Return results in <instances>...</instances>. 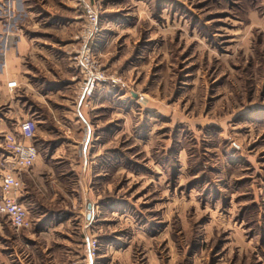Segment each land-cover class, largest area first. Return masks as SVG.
<instances>
[{
	"label": "rangeland",
	"instance_id": "obj_1",
	"mask_svg": "<svg viewBox=\"0 0 264 264\" xmlns=\"http://www.w3.org/2000/svg\"><path fill=\"white\" fill-rule=\"evenodd\" d=\"M84 1L100 12L88 46L105 79L83 99L79 0H0V181L24 116L81 104L99 152L76 202L42 212L46 234L0 217V264H88L90 242L92 264H264V0ZM20 41L60 74L38 91L47 104L22 82H42L39 66L21 57L30 71L16 74Z\"/></svg>",
	"mask_w": 264,
	"mask_h": 264
},
{
	"label": "crops",
	"instance_id": "obj_2",
	"mask_svg": "<svg viewBox=\"0 0 264 264\" xmlns=\"http://www.w3.org/2000/svg\"><path fill=\"white\" fill-rule=\"evenodd\" d=\"M41 53L45 54L37 46L27 45L26 42L20 41L17 45L18 55L14 60L16 61L15 65L17 64L20 69L16 74L19 73L20 77L30 71L21 69L19 65L21 57L28 56L27 58L30 60L28 63H31L32 60V64L39 66V70L31 71V75L42 76L44 79L42 82L32 78L31 82L28 78L22 82L26 86V92H31V95L36 97L39 102L47 104L45 99L49 94H53V92L49 93L48 89L52 88H47V95L38 94V91L45 90L48 85L50 87L52 83L60 81L57 80L60 79V74L57 72V68L44 67L46 64H44L45 61H43ZM16 79L10 81L16 80L20 85L21 78L16 77ZM69 98L65 102L71 104ZM76 113L74 117L69 110H64L42 119L24 116V120L33 119L37 123V133L33 145L38 152V157L31 170L17 173L25 186L13 192V195L27 207L34 225L33 235L46 234L43 229H39L42 212H57L59 214L63 212L65 205L67 206L70 200L76 202L77 195L75 193L79 187L76 179L79 178L83 182L85 175L88 176L97 165L99 152L96 149L93 150L94 130L91 115L81 104L77 105ZM8 158L12 160V158ZM85 194L84 197V193L81 192L80 198L83 197L87 202V211L93 213L90 217L89 212L87 217L93 220L95 207L91 197L94 193L86 192ZM34 220L37 221L34 222ZM1 233H3V229L0 219Z\"/></svg>",
	"mask_w": 264,
	"mask_h": 264
},
{
	"label": "built area",
	"instance_id": "obj_3",
	"mask_svg": "<svg viewBox=\"0 0 264 264\" xmlns=\"http://www.w3.org/2000/svg\"><path fill=\"white\" fill-rule=\"evenodd\" d=\"M86 18V26L83 34V45L74 57L76 66L83 74L82 98L91 95L95 86L105 79L99 70L94 52L88 46V42L100 32L99 10L84 0H79ZM7 88L10 91L17 90L19 84L16 80L9 81ZM37 133V123L33 119L22 121L16 133H9L5 137L6 150L10 153L13 172L3 175L0 185V217L6 218L16 231L29 230L33 227L27 207L20 203L13 195L22 188L23 182L16 172L29 171L33 168L38 157V152L33 145ZM96 243L90 242L87 246L88 264H92L96 256Z\"/></svg>",
	"mask_w": 264,
	"mask_h": 264
}]
</instances>
